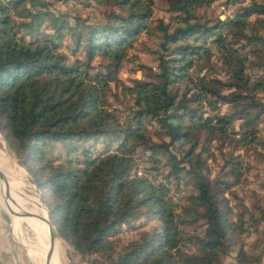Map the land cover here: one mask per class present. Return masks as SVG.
Returning a JSON list of instances; mask_svg holds the SVG:
<instances>
[{
    "label": "trees",
    "instance_id": "obj_1",
    "mask_svg": "<svg viewBox=\"0 0 264 264\" xmlns=\"http://www.w3.org/2000/svg\"><path fill=\"white\" fill-rule=\"evenodd\" d=\"M91 1L107 6L103 20L0 0V134L54 236L89 264H261L264 248L242 235L264 222V196L233 186L251 168L236 150L264 157V0L224 17L212 0H162L167 20L153 19L155 0ZM137 42L155 65L130 54ZM126 61L143 77L124 82ZM181 181L191 189L175 198ZM141 216L156 223L121 241Z\"/></svg>",
    "mask_w": 264,
    "mask_h": 264
},
{
    "label": "rangeland",
    "instance_id": "obj_2",
    "mask_svg": "<svg viewBox=\"0 0 264 264\" xmlns=\"http://www.w3.org/2000/svg\"><path fill=\"white\" fill-rule=\"evenodd\" d=\"M225 0H212L211 5L208 7V10L211 11L215 15H219L220 17H224L225 15L229 14L231 15L232 12L239 6L246 4L249 0H238L235 3H232L230 5H226ZM47 3V8L50 11L53 12H62L64 14V17L69 20L70 22H73V16L78 15L80 18L84 19L87 22H92L95 20H103L104 18V11L107 9L106 5H97L93 1H91L89 4L83 3V0H45ZM169 15V12L166 10V6L162 0H155L154 4V13H153V19L157 18H163L164 20H167ZM44 31V30H43ZM47 31V30H45ZM50 31V30H49ZM147 41V43H151L152 41L148 39V36L145 33H142L139 36V41ZM65 51L69 53V49L66 47H63ZM131 55H137L139 58V61L148 63L150 65H155L156 60L154 58V54H152L149 51H146L144 46L137 42L136 45L131 48L130 50ZM135 64L126 61L124 66L121 68L119 75L122 78V80L126 83H131L132 79L134 78H142V71L140 69H135ZM225 105L221 107V109H224ZM235 126H237V122L235 123ZM260 133L264 139V121H262L259 124ZM154 139L159 140L160 135L154 133L153 134ZM165 138V136H162ZM82 145V144H80ZM67 145L61 143V142H52L50 146L48 147L49 153L53 155H61L66 156L67 153ZM103 147V143L99 142L97 149H101ZM262 151H264V147L260 148ZM225 151H228V148H226ZM0 153L8 155L19 167L22 171H24V175L26 179L30 182V184L33 185V187L38 192L40 199L44 205L41 192L36 185V183L32 180L30 175L27 173L25 168L18 162L17 158H15L6 147V143L0 134ZM140 150H136L135 155H140ZM148 153V152H146ZM235 153H240L241 156H244V159L248 161V163L251 165L250 171L248 174L244 177V182L238 185L233 186V189L236 191L237 195L243 196L245 201H248L247 195L248 191L250 189H256L259 193H261L264 196V184L262 183L264 180V157H260L255 153V150H252V153L249 155L246 153V151L243 150H236ZM147 155V154H146ZM146 155L144 153H141L142 159H146ZM222 162V156L217 155V158L214 161L209 162V167L211 169L212 175L215 174V172L218 170L220 163ZM149 164L146 160L141 161L140 167ZM13 179L17 182H20L23 184L24 187H27V191L29 192L31 198H32V206L35 207V209H38V203L37 199L33 190V187L26 184V180L19 178L17 176H14ZM170 187L172 189V192L174 194V197L177 198L183 193H185L186 190H190L191 186L189 184H186L184 181L179 182V184L176 186L175 182H171ZM0 186L2 188H5V190L8 191V184L4 181H0ZM179 187V190L176 188ZM13 195L15 199H5L0 195V211L3 215H7L6 211L9 213V216L11 217V222L14 223V221L21 217L20 219V225L24 228L28 229L31 234H27V230H24L27 234V238L30 239L29 242L25 243V246L30 251V249L33 247L32 241H35L36 239V229H37V221L34 220L35 216L32 214V207L28 205V203L22 202L17 196L16 192L12 185H10V195ZM226 195L230 198V203H235L237 201L236 198H234L231 194L226 193ZM9 206L13 209V212L9 211ZM46 208V206L44 205ZM236 209V208H235ZM39 210V209H38ZM47 210V209H46ZM48 212V211H47ZM8 217V216H6ZM34 217V218H33ZM9 221V217H8ZM144 223V224H141ZM156 221L154 219H147L144 216H141L139 219L134 221V227H125L121 233L119 234L120 240L125 241L128 238L135 237L138 235L139 231L143 229H148L153 224H155ZM52 235V248H54V252L56 253V256L53 254H50L48 252L50 248V235L45 234V258H46V264H89L86 261H81L79 259V255L76 253L75 250H73L70 246L62 242L59 238L54 237ZM243 240L246 242L245 247L249 248V244L253 240H258L259 245L257 247L252 248L253 250L257 251L258 249L264 248V222L260 223L259 229L257 231H252L249 234L242 235ZM56 257V258H55ZM226 261H231V256H226ZM264 264V255L262 257V263Z\"/></svg>",
    "mask_w": 264,
    "mask_h": 264
},
{
    "label": "bare ground",
    "instance_id": "obj_3",
    "mask_svg": "<svg viewBox=\"0 0 264 264\" xmlns=\"http://www.w3.org/2000/svg\"><path fill=\"white\" fill-rule=\"evenodd\" d=\"M0 173L4 178L0 177V181L7 182L8 185H12L16 194L19 196L21 200H23L25 203H28L30 207H32V214L35 216L34 220L37 221V229H36V239L35 241H32L33 247L31 248V251H26L31 258L32 264H46V258H45V234L50 235V248L48 252L50 254H53L56 256V253L54 252V248H52V235H51V229L48 225L47 221V212L46 209L40 199V196L36 189L33 187L32 184L26 179L24 175V171L20 169V167L6 154L0 153ZM14 176H17L19 178H22L26 180V184L28 183L33 187L37 203H38V209H35L34 206H32V198L27 191V187H24L22 183L17 182L13 179ZM2 192V190H0ZM5 196L6 193L2 192ZM10 199H15L12 195H10ZM20 219L15 223V228L17 231L20 232ZM25 249V248H24ZM26 250V249H25ZM56 258V257H55Z\"/></svg>",
    "mask_w": 264,
    "mask_h": 264
},
{
    "label": "crops",
    "instance_id": "obj_4",
    "mask_svg": "<svg viewBox=\"0 0 264 264\" xmlns=\"http://www.w3.org/2000/svg\"><path fill=\"white\" fill-rule=\"evenodd\" d=\"M0 190H2V192L4 193H7V190H5V188H2L1 186ZM2 192L0 191V195L3 198L9 200L10 198H7ZM16 196L19 198L17 194ZM21 201L23 202V200ZM6 213L7 215H3L0 211V264H32L31 258L26 252H29V250L25 246V243L29 242L30 240L26 236L27 234H31L30 231L20 225V235L19 231H17L15 228V223L19 220L20 217H18L14 221V223H12L9 213L7 211ZM6 216L9 217V221L8 217ZM24 230H27V234Z\"/></svg>",
    "mask_w": 264,
    "mask_h": 264
},
{
    "label": "water",
    "instance_id": "obj_5",
    "mask_svg": "<svg viewBox=\"0 0 264 264\" xmlns=\"http://www.w3.org/2000/svg\"><path fill=\"white\" fill-rule=\"evenodd\" d=\"M0 177L1 178H4L3 176H2V174L0 173ZM4 180H6L5 178H4ZM7 183V182H6ZM6 197L7 198H10V185H8V191H7V193H6ZM46 209V208H45ZM9 211L10 212H13V209L9 206ZM46 212H47V210H46ZM47 221H48V225H49V227H50V229H51V232H52V234L54 235V233H53V230H52V226H51V222H50V219H49V216H48V212H47ZM55 237V236H54Z\"/></svg>",
    "mask_w": 264,
    "mask_h": 264
}]
</instances>
